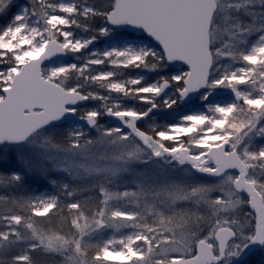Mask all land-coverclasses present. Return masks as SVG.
<instances>
[{
	"label": "snow or ice",
	"instance_id": "1",
	"mask_svg": "<svg viewBox=\"0 0 264 264\" xmlns=\"http://www.w3.org/2000/svg\"><path fill=\"white\" fill-rule=\"evenodd\" d=\"M217 8L218 0H94L87 6L79 0H0V21H4L0 24V145L23 144L69 115L83 118L90 128L99 126L105 138L132 142L126 151L129 158H139L147 148L154 157L168 154L178 164H190L200 179L187 194L211 213L205 227L177 236L176 230L189 222L187 213L157 210V223H141L144 216L139 211L110 210L114 193L104 187L92 215L85 214L80 200L61 201L54 192L27 197L22 203L13 198L20 211L9 207L0 215L9 225L0 231V247L3 241L22 239L20 227L31 231L34 242L12 253L9 264H39L41 251L61 256L63 264H108L113 258L126 264H264V180L251 174L257 166L264 168V35L247 51L222 53L243 60L247 67L214 75L212 65L221 54L214 34ZM82 18L98 21L89 38L76 35L77 28L89 27ZM124 23L142 27L162 46L159 63L149 60L157 58L144 47L88 51L99 36ZM114 54L124 59H111L113 69L93 71V66L103 65ZM68 56L72 59L48 63ZM176 60L184 62L182 68L175 67ZM161 64L168 73L156 81L144 83V76L117 79L116 69H156ZM73 76L97 83L103 91L85 90L78 80L70 82ZM249 85L251 90L245 91ZM169 88L175 89L178 99L201 92V99L207 101L212 91L221 88L230 89L233 98L209 103L207 112L185 114L159 130L145 128L144 121L161 107L156 98ZM114 94L136 95L146 109L119 101L109 106ZM175 103L166 99L164 106ZM101 115L120 124L99 125ZM200 131L203 135L193 140L195 149L181 142L182 135ZM17 158L24 159L7 149L0 153V178L7 174L13 184H23L31 169L16 166ZM75 191L66 194L73 197ZM237 206L248 209L245 225L224 215ZM64 209L68 216L62 214ZM57 215L68 221L70 234L44 227V221ZM106 225L133 229L119 238L121 250H112L116 238L103 244L85 239ZM160 253L163 258L155 259Z\"/></svg>",
	"mask_w": 264,
	"mask_h": 264
},
{
	"label": "rangeland",
	"instance_id": "2",
	"mask_svg": "<svg viewBox=\"0 0 264 264\" xmlns=\"http://www.w3.org/2000/svg\"><path fill=\"white\" fill-rule=\"evenodd\" d=\"M262 1L264 0H249V5H247V7H251V3H258L260 6L262 4ZM87 5L90 4H81V6ZM237 5H239V7H237ZM244 7L245 5L242 6V2H240V0H218L216 27L214 30L216 46L221 43L224 36H227L234 30L236 26L232 25L234 24V20L232 19L233 14L239 13L238 10H242V8ZM94 29L77 28L76 35L83 38H89L93 34ZM262 35H264V33ZM13 42L18 43V41L16 40H13ZM254 42H251L247 45L246 51L250 49ZM129 46L135 49L144 47L153 50L157 59L153 60L152 57H149L151 59V62L159 63L158 58L161 55H164L162 49L146 35L131 34L121 28H114V30L111 31L108 35L99 36V38L91 45V48L88 51H97L99 53H102L103 51L112 48L126 49ZM18 50L19 49H16L15 51ZM12 58L13 57L11 56V54L7 57V59L9 60H11ZM69 58V60L72 59L71 56H69ZM111 59H124V57H116L114 54L112 57L106 59L103 65L93 66V71L97 67L104 70L113 69L114 66L109 62ZM175 67L182 68L183 64L176 65ZM245 67H247V65L244 61H242L239 66L230 69L228 72ZM129 68L130 69L126 68L123 70L116 69V71L118 72L117 79L127 80L130 77L137 78L139 76H144V83H148L156 81L160 77L166 75L168 70V68L163 64H161L156 69H146L144 67H142V69H132L135 67ZM77 80L80 83L84 84L85 90L94 87L103 91L99 84L92 81H84L82 77L73 76L72 78H70V82H75ZM261 80H264V77H261ZM224 89L226 88H221L219 90ZM248 90H251L250 85L245 89V91ZM207 92L208 90H206L204 93L207 94ZM166 99L169 101L176 100V103H181V99L177 98V93L173 88H171L170 91H168L162 99L157 100L156 98V103L157 101H161L164 103ZM231 99L232 97H226L214 100L212 98V95H209L208 100L205 101L201 99L200 95L196 99V101L193 102L196 103L195 108H191L192 110L187 112L186 114L198 111L207 112V105L209 103L217 101H230ZM114 101H119L126 106L131 105L135 108L139 105L141 106L142 104H145V102L140 100L136 95L121 97L114 94L107 101V104L109 106H113ZM191 104L187 105L190 106ZM100 111L101 113H103L104 109L101 108ZM208 114L212 115V113L210 112ZM107 116L108 115H101L100 117L103 120L104 117ZM109 117L110 120H114V117ZM177 120H179V118ZM112 121L101 123L102 121L99 119V125H102L104 127L118 126ZM69 131V141L71 142V145L65 153H68L72 158H70V162H68V165H66V169L72 171L75 177H78L86 182H88L89 180L93 181V179L96 178L99 181H96L97 183H95V185H97L96 187H98L99 189L101 187L107 189V180H110V178H114L112 179V183H115L117 181L115 179L119 178H121L123 182L129 183V186L124 187V189L121 190L122 194L120 195L116 194V192L114 191L107 189L108 191L114 193V197L108 202L110 210L122 209L126 211H139L144 216V219L141 221V223L148 224H151L150 222H152V217H150V214L151 216L155 213L158 214L157 210H163L166 214L168 212H174L178 214L187 213L189 222L185 224L182 229L178 228L176 230L177 236H181L182 233H192L199 231L200 228L205 227L210 223L211 213L207 210L206 206L202 202L200 204H197L195 202V198L187 194L191 186L200 179L199 175L195 173V170L191 168L190 164H178L177 161L172 159V157L168 154H164L160 157H154L152 155L151 149L147 148H145V151L140 154L139 158H129L126 155V151L130 149V145H133V143H121L120 141H116L114 137L111 136L105 138L102 135V131L99 126L96 129H92L89 128V126L84 127L70 125ZM80 133H82V135H79ZM200 135H203V131L197 132L193 135H182L181 142L188 147L195 149L196 146L194 145L193 140L195 137H198ZM256 139L259 140V138ZM169 143L171 144V141H169ZM5 149H7L10 153L16 155L17 157L22 156L24 158L23 161L19 159L18 161L22 162V166H24L25 169L29 168L28 166L24 165V161L25 159H27V157H30L33 161H36V171H38L34 174L36 181L45 179V169L43 167L40 168V164H38V161L42 162L43 160H48L56 165L61 164L60 161L58 162L57 160L61 150L56 149L52 144L46 141L45 135L43 133L41 134V132L37 133L35 136H33V139L29 140L20 147L13 146L12 148H5L4 146H1L0 153H3ZM63 158L67 161V155L66 158L65 156H63ZM161 158H164L165 160H162ZM22 166L18 167L24 169ZM54 170V172L58 173L64 172L62 168H55ZM251 174L264 180V168L257 166L256 168L251 170ZM64 184H67L70 187L71 182H58V185L61 187V189L67 190L64 189ZM134 185L135 187H137L136 190L134 189ZM54 191L55 187H48V189L41 194H50ZM148 210L152 211L153 213H149L150 211L148 212ZM247 210L248 209L244 207L237 206L235 209H229L224 213V215L228 216L230 219H234L240 225H245L246 221L244 214ZM201 213L203 214V219L200 218ZM8 228L9 225L7 221H5L4 219H0V231L4 229L7 230ZM132 231L133 229L128 227H123V229L116 228V230L112 232L106 239L108 240L116 238L117 243L115 247L112 248V250H121V246L118 242L119 238ZM10 244H15V242H2L3 246L0 247V264H4L6 257L9 254L11 255L13 253V249ZM157 252L159 253V248H157ZM162 258V253L155 257V259ZM58 264H63L62 257H60ZM108 264H126V261L121 258H113L108 261Z\"/></svg>",
	"mask_w": 264,
	"mask_h": 264
},
{
	"label": "trees",
	"instance_id": "3",
	"mask_svg": "<svg viewBox=\"0 0 264 264\" xmlns=\"http://www.w3.org/2000/svg\"><path fill=\"white\" fill-rule=\"evenodd\" d=\"M81 4H92L94 0H79ZM242 2V6L245 5L242 10H238L239 13L233 14L232 19L234 20L232 24L236 27L234 30L229 33L227 36H224L221 43L217 45V47L220 48V53L215 56V62L213 67V73L214 75L219 76L221 73L228 72L230 69L235 68L240 65V63L243 61L235 59L233 56H226L222 53L227 52H234L239 53L241 51H246L247 45L251 42H254L259 35H262L264 33V1H262V4L259 6L258 3H251V7H247L249 5V0H240ZM4 21H0V24H2ZM81 23H87L89 25V29H94L98 21L93 20L91 18L84 20L81 19ZM149 60H151L149 58ZM143 66L140 68H132V69H142ZM130 69V68H128ZM220 72V73H219ZM168 73V70H167ZM92 91H102L101 89H96L94 87L90 88ZM157 104H160L161 107L158 110H154L148 118L144 121V127L145 128H151L155 127L156 130H159L161 128H164L166 124L176 121L178 118L181 117V115H185L187 112L191 111L193 108H195L196 103H192L190 106H185L182 103H176L171 108H168L164 106V103L161 101H157ZM133 105V104H132ZM131 106V105H128ZM133 107V106H132ZM137 109L145 110L146 105L142 104L136 107ZM192 108V109H191ZM102 122L101 123H107L112 120H110V117H104L99 118ZM104 121V122H103ZM70 126L69 125H56L53 127H49L41 132L45 135L46 141H48L50 144H52L56 149L61 150L60 154L58 155V162L60 161L59 165H56L48 160H43L42 162L38 161V164H40V168L45 169V179L36 181L35 173L36 171V161H33L30 157H27L25 161L27 163H24V165L30 167L31 171L26 173V180L23 184H13L8 175L4 174L2 178H0V196L6 197L5 199L0 200V215H4V210L13 207L17 211H20L18 204H13V198H15L19 202H23L27 197H32L36 195H40L41 193L45 192L48 187L52 188L55 187L54 193L58 194L60 196L61 201H68L69 199H77L80 200L81 203L84 205V212L86 215H92L96 207L99 205L101 195L99 193V188L96 187L95 183H97L99 180L94 178L93 181L89 180L88 182L81 180L78 177L74 176V173L68 169H66V165H68V162H70L71 156H69L68 153H65L69 146L71 145V142L69 141L70 137ZM94 132V130H93ZM96 133V132H95ZM33 139V138H32ZM1 147V146H0ZM5 148H12L13 146H4ZM20 147V146H15ZM133 145H130V148H132ZM67 155V161L64 160L63 156L66 158ZM162 159V158H161ZM162 160H165L164 158ZM164 162V161H162ZM67 163V164H66ZM42 164V165H41ZM22 162L18 161V158L16 160V166H22ZM24 168V166H22ZM55 168H62L64 172H54ZM25 169V168H24ZM55 179L56 181L60 182H71L70 187L67 190L61 189V187L58 185V182L55 185H52L50 183V180ZM114 178H110L112 180ZM107 180L108 184L106 186L107 189L116 192V194L120 195L122 194V189L124 187L129 186V183H125L122 181L121 178L115 179L117 180L115 183H112V181ZM97 181V182H96ZM102 181V180H100ZM106 182V181H103ZM131 185V184H130ZM94 186V187H93ZM133 187V185H132ZM75 189V194L73 197H69L66 193L67 191H71ZM134 189L136 190L137 187L134 185ZM136 192V191H135ZM150 210H148L149 212ZM149 213H153L150 211ZM24 214L27 216L28 212L25 209ZM64 216H68L67 209L63 210L62 213ZM158 214H154L150 217L151 224L157 223L156 217ZM45 228H56L60 230L63 233L70 234V226L68 221L61 219L60 215H57L56 217H53L51 221H44L43 222ZM120 229H123V227ZM5 230V229H4ZM2 230V231H4ZM116 230L115 226L106 225L104 229L97 230L94 232H91L85 239L89 241L92 244H95L97 242L103 244L104 241L107 239V237L110 236L112 232ZM20 234L22 239L15 242V244H10L13 253L15 251H19L24 249L28 244H31L34 242L32 233L29 229L20 227L19 228ZM91 253V250H90ZM10 254L6 257V260L4 261V264H9ZM59 255L55 254H48L46 251H41L38 254V261L39 264H58L60 260Z\"/></svg>",
	"mask_w": 264,
	"mask_h": 264
},
{
	"label": "water",
	"instance_id": "4",
	"mask_svg": "<svg viewBox=\"0 0 264 264\" xmlns=\"http://www.w3.org/2000/svg\"><path fill=\"white\" fill-rule=\"evenodd\" d=\"M217 10H218V8H217ZM114 28H121V29H124V30L132 33V34H144L148 38H150L151 40H153L162 49V51L164 53V50H163L162 46L154 38L150 37L148 35V33L142 27L137 26V25H133V24H130V23H124V24H121L119 26H115ZM59 59L69 60V56L68 57H63V58H59L58 57V58H55V59H53L51 61H48V63H55ZM179 64H183L184 65V62L181 61V60H176L175 61V66L176 65H179ZM213 67H214V64L212 65V69H213ZM170 89L171 88H169V89L166 90V92L164 93V96L167 94V92ZM205 91L206 90H203L202 89V92H205ZM200 95H201V92H192L186 98L181 99V103L183 105L188 104V103H191V102L195 101ZM211 95H212V98L214 100H218L220 98H224V97H228V96L233 97L232 91L230 89H228V88L227 89H224V90H216V91H213ZM163 97H158L157 99L160 100ZM25 111H28V109H25ZM10 119H11V117H10ZM113 122L115 124H117V125L120 124V121L116 120L115 118H114ZM56 125L89 126L83 118H77L76 116H71V115H69L68 117H66L63 121H54L49 127H53V126H56ZM37 133H39V132H35L31 136H29L28 139L23 144H25L26 142H28ZM23 144H19V145H23ZM13 145H16V144H11L10 146H13ZM1 146H4V145H1Z\"/></svg>",
	"mask_w": 264,
	"mask_h": 264
},
{
	"label": "bare ground",
	"instance_id": "5",
	"mask_svg": "<svg viewBox=\"0 0 264 264\" xmlns=\"http://www.w3.org/2000/svg\"><path fill=\"white\" fill-rule=\"evenodd\" d=\"M84 127H86V126H84ZM40 132H42V131H40ZM40 132H39V133H40ZM13 146H22V145H13Z\"/></svg>",
	"mask_w": 264,
	"mask_h": 264
}]
</instances>
